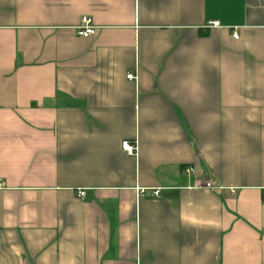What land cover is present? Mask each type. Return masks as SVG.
I'll use <instances>...</instances> for the list:
<instances>
[{
    "label": "crops",
    "instance_id": "obj_1",
    "mask_svg": "<svg viewBox=\"0 0 264 264\" xmlns=\"http://www.w3.org/2000/svg\"><path fill=\"white\" fill-rule=\"evenodd\" d=\"M0 264H264V0H0Z\"/></svg>",
    "mask_w": 264,
    "mask_h": 264
},
{
    "label": "built area",
    "instance_id": "obj_2",
    "mask_svg": "<svg viewBox=\"0 0 264 264\" xmlns=\"http://www.w3.org/2000/svg\"><path fill=\"white\" fill-rule=\"evenodd\" d=\"M220 24L216 20H211L208 21L207 24L205 25L206 28H217L219 27ZM95 26L92 23V19L88 16H82L80 18L79 24L75 27L76 34L81 37H88L94 33ZM235 37H237L235 35ZM128 79H134V74L133 73H128L126 75ZM121 146L123 149L127 150L129 153H132L135 151V145H131L128 141H123L121 143ZM187 172H193V168L188 166L186 167ZM155 194H157V190L154 191ZM79 196H83L84 192L80 191L78 192Z\"/></svg>",
    "mask_w": 264,
    "mask_h": 264
}]
</instances>
